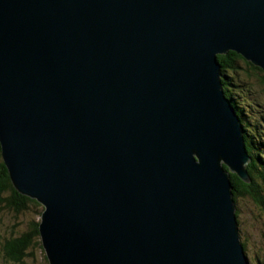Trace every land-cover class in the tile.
Returning a JSON list of instances; mask_svg holds the SVG:
<instances>
[{"label":"water","instance_id":"water-1","mask_svg":"<svg viewBox=\"0 0 264 264\" xmlns=\"http://www.w3.org/2000/svg\"><path fill=\"white\" fill-rule=\"evenodd\" d=\"M228 51L264 73V0H0V157L48 264H249Z\"/></svg>","mask_w":264,"mask_h":264},{"label":"rangeland","instance_id":"rangeland-1","mask_svg":"<svg viewBox=\"0 0 264 264\" xmlns=\"http://www.w3.org/2000/svg\"><path fill=\"white\" fill-rule=\"evenodd\" d=\"M255 76V73L241 68L238 77L243 82L235 93L238 104L242 106V118L245 124H249L248 130L255 134L258 145H264V87ZM8 196L3 193L0 199ZM235 208L239 238L245 245L249 264H264V210L246 196L236 199ZM39 220L38 206L28 204L20 213H16L7 208L5 201L0 202V264H47L39 237H33L28 246L21 250L20 261H13L6 247L10 241L28 234L31 223Z\"/></svg>","mask_w":264,"mask_h":264},{"label":"trees","instance_id":"trees-1","mask_svg":"<svg viewBox=\"0 0 264 264\" xmlns=\"http://www.w3.org/2000/svg\"><path fill=\"white\" fill-rule=\"evenodd\" d=\"M217 61L220 64V80L222 83V90L224 92V95L231 101V104L234 107L235 112L242 123L241 125L244 127V143L247 154L249 156V161L245 165V169L249 176L248 183H244L239 180L235 174H230L229 179L232 187L231 191L234 200V205H236V199L238 197L246 196L258 206H260L262 210H264V150H262L261 146L263 144L261 143V145H258L257 137L250 130H248L247 126H249V124H245L242 118V106L238 104V100L236 98L237 94L235 93V91L239 89V84L243 82L242 79L238 77L239 70H241V68L246 72L248 71L255 73V77L259 78V81L263 87L264 74L260 69L245 61L240 55L232 51H228L226 54L223 55H218ZM240 63L242 64V66L240 65ZM3 193L9 194V196L5 199H0V202L5 201L8 209L11 208L16 213H20L23 209L26 208L28 204H32L39 207L40 215L42 210L40 204H38L35 200L22 196L15 191L10 182L8 172L4 167V164L0 157V196ZM235 216L237 219V209L235 212ZM38 223L39 221L32 222L31 230L28 234H25L20 238L12 240L6 245V247L10 250L9 257L13 261H20L22 255L21 250L28 246L33 237H39L37 228ZM241 244L245 252V245L242 241Z\"/></svg>","mask_w":264,"mask_h":264},{"label":"bare ground","instance_id":"bare-ground-1","mask_svg":"<svg viewBox=\"0 0 264 264\" xmlns=\"http://www.w3.org/2000/svg\"><path fill=\"white\" fill-rule=\"evenodd\" d=\"M246 61V60H245ZM248 62V61H247ZM250 63V62H249ZM251 64V63H250ZM258 68V67H257ZM259 69V68H258ZM263 73V72H262ZM220 74H221V72H220ZM264 74V73H263ZM221 79V78H220ZM226 97V96H225ZM227 98V97H226ZM228 99V98H227ZM229 100V99H228ZM231 102V101H230ZM234 108V107H233ZM234 111H235V109H234ZM236 113V112H235ZM237 115V114H236ZM238 116V115H237ZM239 118V117H238ZM239 121H240V119H239ZM240 123H241V121H240ZM242 124V123H241ZM241 127H242V130H243V132H244V127L241 125ZM249 157V156H248ZM249 161V160H248ZM248 163V162H247ZM223 165V164H222ZM237 177V176H236ZM238 178V177H237ZM239 179V178H238ZM240 180V179H239Z\"/></svg>","mask_w":264,"mask_h":264},{"label":"clouds","instance_id":"clouds-1","mask_svg":"<svg viewBox=\"0 0 264 264\" xmlns=\"http://www.w3.org/2000/svg\"><path fill=\"white\" fill-rule=\"evenodd\" d=\"M5 167V166H4ZM16 191V190H15ZM18 193V192H17ZM21 195V194H20ZM23 196V195H22ZM26 197V196H25ZM28 198V197H27ZM33 200V199H32ZM38 203V202H37ZM39 204V203H38ZM41 206V205H40ZM42 207V206H41ZM42 211V210H41ZM236 212V211H235ZM237 220V219H236ZM38 228V227H37ZM246 255V254H245ZM248 259V258H247ZM48 264V263H47Z\"/></svg>","mask_w":264,"mask_h":264}]
</instances>
